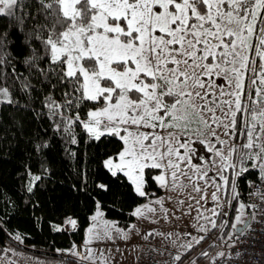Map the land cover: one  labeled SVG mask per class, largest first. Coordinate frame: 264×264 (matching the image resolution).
Returning a JSON list of instances; mask_svg holds the SVG:
<instances>
[{
    "label": "snow or ice",
    "instance_id": "1",
    "mask_svg": "<svg viewBox=\"0 0 264 264\" xmlns=\"http://www.w3.org/2000/svg\"><path fill=\"white\" fill-rule=\"evenodd\" d=\"M37 84L47 89L41 102L46 113L32 107ZM4 104L47 115L65 157L76 164L83 163L73 148L80 144L78 129L85 142H117L102 167L110 182L126 183L147 201L130 213L138 220L180 219L195 210L197 231H210L201 218L213 229L223 227L212 217L227 215L225 205L240 200L241 178L255 186L249 195L264 202V0H0ZM12 126L25 145L24 187L34 193L52 174L47 130L29 132L15 119ZM73 168L81 182L73 188L86 190V173ZM245 174H255L259 185ZM110 182L95 187L107 193ZM209 192L215 207L205 208ZM244 207L239 204L233 229ZM89 221L87 254L75 244L57 251L88 264H109L89 246L140 235L135 224L124 230L105 219L99 202ZM64 224L78 228L72 216ZM248 227L243 223L237 234ZM158 235L172 233L152 230L143 239ZM183 235L191 237L180 245L188 251L204 239ZM182 256L173 260L181 262Z\"/></svg>",
    "mask_w": 264,
    "mask_h": 264
},
{
    "label": "trees",
    "instance_id": "2",
    "mask_svg": "<svg viewBox=\"0 0 264 264\" xmlns=\"http://www.w3.org/2000/svg\"><path fill=\"white\" fill-rule=\"evenodd\" d=\"M18 70L24 72L23 66H19ZM46 91L45 87L36 85L32 104L36 111L47 112L41 103ZM54 95L60 100V92L56 91ZM17 99H20L21 103L27 102V98L19 94ZM14 119L23 120L29 132L39 128L41 135H45L47 130V139L51 143V177L45 181V187L35 190L34 193H28L24 187L21 173L24 171L23 165L27 157L24 142L18 134L13 135L16 133V128L12 126ZM50 125L51 121L47 115L39 118L31 111L24 113L7 104L0 105V252L4 251L7 245L15 244L45 258L59 257L55 254L56 250H66L74 244L82 243L85 228L90 222L89 217L93 214L97 202L102 206L104 217L120 228L128 227L133 221L130 213L138 204L145 202L135 197L126 183L110 182L111 178L104 172L102 160L118 150L117 142H85V134L78 129L80 144L73 148H79L83 163L76 164L65 157L63 141L53 133ZM74 164L86 173V190L82 188L78 191L73 188L74 183H81L76 177ZM245 175L248 180H257L255 174ZM100 182H110L111 190L105 193L97 189L95 185ZM247 187L248 183L241 178L238 189L240 197L250 205ZM152 191L154 189L149 188V192ZM65 216L76 218L78 228L71 229L65 225ZM56 225L61 226L63 230L54 231ZM233 234L237 241L238 236ZM17 235L21 237L22 242L14 238Z\"/></svg>",
    "mask_w": 264,
    "mask_h": 264
},
{
    "label": "rangeland",
    "instance_id": "3",
    "mask_svg": "<svg viewBox=\"0 0 264 264\" xmlns=\"http://www.w3.org/2000/svg\"><path fill=\"white\" fill-rule=\"evenodd\" d=\"M244 200L245 199L240 198L239 201H232L233 208H228L227 205H225L227 215L212 217V219L217 220L218 225H223V227L218 226L213 229L210 224H207L206 221L201 218L200 223L205 224L206 227L210 229L207 233L197 231L196 227L193 226L196 225V221L193 217L198 215L195 210H193L190 215H185L180 219L170 218V220L166 221L163 218L158 217L156 218L155 223H152L150 220H138L133 217V221L128 225V227L135 224L140 235H137L136 232H132L127 241L116 238L115 242H95L89 247L92 248L97 257H99L102 252L104 257L108 259L109 264H136L138 260L140 263L141 259L138 258V255L143 247L162 250L164 253H171L172 256L177 253H183L181 262H175L172 259L171 264H193V261H195V264H211L212 261L217 258V254L219 252L225 253L230 248L229 245H234L236 243V238L233 234L235 233V229L231 227V224L236 223L234 217L239 214L237 212L239 204L242 203L245 205L242 209L244 214L242 222L250 216V213L252 214L253 208L248 207L249 204ZM166 206L172 208L175 205L169 204ZM212 207H215V205L211 201L209 192V198L205 208ZM184 210L187 211L186 208ZM201 211H204V209H201ZM204 214L206 216L211 215V213L207 211H205ZM176 215L180 216V212H177ZM108 221L113 222L111 220ZM241 223H237V226ZM127 228L120 229L127 230ZM152 230L161 234L172 233V235L170 238L158 235L155 237H149L147 240L143 239V234ZM186 232L191 233L192 236L195 237L204 236L201 243L195 245L190 251L180 247L181 244H185L188 239H191V237H185L183 235ZM78 246H80V244ZM79 251L87 254V249L85 247H79ZM205 251L208 255H201V253ZM55 254L59 255V257L45 258L35 253L26 251L18 245L9 244L6 246L4 251L0 252V264H80V258L78 257L59 253L57 250ZM96 264H100V261L97 260Z\"/></svg>",
    "mask_w": 264,
    "mask_h": 264
},
{
    "label": "built area",
    "instance_id": "4",
    "mask_svg": "<svg viewBox=\"0 0 264 264\" xmlns=\"http://www.w3.org/2000/svg\"><path fill=\"white\" fill-rule=\"evenodd\" d=\"M259 185L258 180H254ZM264 191V185L260 186ZM255 190V186L247 187V199L253 208L249 227L238 235L236 243L230 247L224 257L215 258L211 264H264V202L258 195H249ZM163 253V254H161ZM237 253H240L237 256ZM159 257H163L164 261ZM139 264H171L173 256L152 248H143L139 254Z\"/></svg>",
    "mask_w": 264,
    "mask_h": 264
},
{
    "label": "crops",
    "instance_id": "5",
    "mask_svg": "<svg viewBox=\"0 0 264 264\" xmlns=\"http://www.w3.org/2000/svg\"><path fill=\"white\" fill-rule=\"evenodd\" d=\"M161 193H162V192H161ZM134 209H135V208H134ZM88 226H89V224H88ZM88 226L85 228V230L88 228ZM85 237H86V231H84L83 241H82V243L80 244L81 247H83ZM143 248H148V247H143ZM143 248H142V249H143ZM142 249H141V250H142ZM152 249H153V248H152ZM141 250H140V252H141ZM155 250H156V249H155ZM159 251H162V250H159ZM162 252H163V251H162ZM166 254H171V253H166ZM138 258H139V255H138ZM159 259L162 260V261H164V262H166V261L164 260L163 257H159ZM80 264H88V262H87V261H83V260L80 259ZM136 264H139V260L137 261ZM162 264H167V263H162Z\"/></svg>",
    "mask_w": 264,
    "mask_h": 264
},
{
    "label": "water",
    "instance_id": "6",
    "mask_svg": "<svg viewBox=\"0 0 264 264\" xmlns=\"http://www.w3.org/2000/svg\"><path fill=\"white\" fill-rule=\"evenodd\" d=\"M249 221H250V216L248 217V218H246L240 225H238L237 226V228L235 229V234L238 236V234H237V231H238V229H240V228H242L243 227V223H249Z\"/></svg>",
    "mask_w": 264,
    "mask_h": 264
}]
</instances>
